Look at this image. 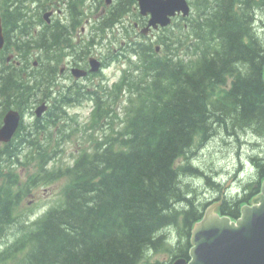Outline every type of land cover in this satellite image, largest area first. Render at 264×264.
I'll return each instance as SVG.
<instances>
[{
    "label": "trees",
    "instance_id": "1",
    "mask_svg": "<svg viewBox=\"0 0 264 264\" xmlns=\"http://www.w3.org/2000/svg\"><path fill=\"white\" fill-rule=\"evenodd\" d=\"M27 1L4 0L6 47L14 45L25 62L35 48L41 63L48 53L57 62L59 51L72 45L71 34L83 23L81 0H64L69 22L37 32L42 18L33 21L23 11ZM136 3L118 0L99 29L120 22ZM193 4L187 40L163 39L167 57L154 54L151 45L139 44L137 68L144 75L129 83L124 125L118 128L108 121L111 131L102 139L95 137V151L83 154L73 168L58 172L46 168L47 134L58 126V113L37 119L31 127L22 123L13 140L0 147V240L16 234L0 251V264H171L150 261L148 254L162 249L174 258L190 257L191 230L207 203L201 201L203 180L218 190L226 180L221 175V184L190 163L194 145L212 140L243 145L264 139V0ZM184 45L187 61L177 56ZM3 62L0 124L10 106L24 111L41 100L51 80V73L41 68L25 75L22 66ZM95 99L96 105H104L99 93ZM253 145V150L264 152V142ZM27 148L26 159L35 162L22 179L15 164L21 163ZM260 153L250 157L257 180L245 186L254 193L264 178ZM183 156L187 163L177 165ZM63 172L71 182L62 202L34 220H20L19 208L32 189ZM254 193L224 200L221 211L238 217L240 202ZM15 226L18 230L13 231ZM175 238V244L168 245Z\"/></svg>",
    "mask_w": 264,
    "mask_h": 264
},
{
    "label": "rangeland",
    "instance_id": "2",
    "mask_svg": "<svg viewBox=\"0 0 264 264\" xmlns=\"http://www.w3.org/2000/svg\"><path fill=\"white\" fill-rule=\"evenodd\" d=\"M88 2V0H87ZM95 6V4H94ZM102 5L99 6L97 9L98 15L101 13ZM40 9V8H39ZM38 11V8L35 9V12ZM138 11V10H137ZM64 14L60 13L59 16H63ZM97 14L90 16V21H93L96 18ZM57 17V15L55 16ZM138 17V14L135 9L131 10L126 16L123 21V23L117 24L114 28H106V38L104 39L102 44H96L94 47L91 48V53L88 54L86 57L89 58V56H97L101 60H105L108 62L106 67L103 68V73H100L99 75L93 76L88 79H81L80 82H82L83 85L96 88V86L99 85H108L107 87H111L114 82L119 81L123 74L125 73V70H129L130 68L134 69V63H136L138 56H133L131 53L127 52L125 45L122 44V41H130L132 38H136L137 40H143V41H149L148 38H143L142 33L137 29L136 31L132 32L134 29L133 23L136 21V18ZM85 23L84 27L85 29L82 30L81 34L75 33L76 39L85 40L87 39V36L90 32V24ZM180 22L186 23V21L180 20ZM128 29L132 32L129 35H126V29ZM176 29V26L174 27ZM184 32V31H183ZM176 33L181 35L182 32L179 29H176ZM166 34H169L168 32H155V36L152 37L153 39L158 38L159 36H164ZM151 38V39H152ZM126 43V42H125ZM134 45V44H132ZM111 50L116 52L117 59L112 58ZM125 52V55L122 53ZM36 56V55H35ZM135 61H133V59ZM86 58V59H88ZM73 59L72 55L66 56V58L62 61V64H67L69 61ZM191 59V58H190ZM61 80L67 84H70L72 82V79L68 77V75H64L61 77ZM98 85V86H99ZM92 89V88H90ZM126 91V90H124ZM123 93V92H121ZM121 93L119 94L118 98L119 100H122V107H119V104L116 106L115 103H113L114 96L109 95V103H112L113 105V111H111L110 108H108L110 113L109 119H112L115 117V115L119 116L123 113L124 108L127 106V101L123 99L121 96ZM93 101L92 100H84L81 103L74 104L72 106L67 107L68 113L71 116H74L80 121V124L84 126L87 124L90 120L92 109H93ZM117 107V108H116ZM122 108V109H121ZM118 111L119 113H117ZM67 115L64 113L61 114V120L68 121L69 123L72 122L71 118H65ZM36 116L35 114H32L31 112L27 113L25 115V121L27 123H32L35 120ZM117 122L118 119L114 118ZM122 120V119H121ZM58 123V127L51 128L52 130H55L53 132L54 138L62 136L60 134V131L58 130L62 124L60 123L59 119L56 120ZM116 122V123H117ZM68 132H70V125L67 126L65 124ZM103 130H96V131H75L72 132V135L65 136V138L62 141V149L57 153L56 156H54L53 160L49 163V166H54L53 163H56V165H61L62 163L64 165H67L68 163L73 164L74 159L76 156L79 155L81 151H83L84 147H91V142L89 140V134L91 132L97 134L101 133ZM228 141V140H227ZM226 140L222 141H216L212 140L211 142H207L205 144L199 145L196 143L194 145L193 150L195 153L190 158V163L193 166L199 167V169L205 174L209 175L213 180L223 183V178L221 175H223L225 180L224 185L222 184V187L220 190L217 188H214L213 186L207 184V181L203 180V185L201 186L200 191L204 192L203 196H201V201L203 203L208 202L213 197H219L218 203L220 204L227 198H233L237 197L239 193L243 194L244 190V184L249 181V179H254L255 174V167L250 159L251 155L259 154L260 152L258 150H253V143H262L264 142V139H255L249 142H245V144L240 145L238 142L235 144L232 142H227ZM54 144H56L54 142ZM0 146H2L0 144ZM28 149L25 150V152L28 153ZM262 156H264V152L260 153ZM22 161H25L24 163H17L16 164V172L21 176V178L25 179L28 176V173L33 170V164L35 160H26V158L22 159ZM187 160L185 158H181L178 161L179 165L186 164ZM215 174L218 177L214 178V175L211 176V174ZM195 175H200V178L202 174L199 173H193ZM199 179V178H198ZM67 179L66 178H60L53 183L50 184H40L37 187H34L32 189V192L28 194L23 204L19 208V219L20 220H27L34 219L42 215L47 209L50 207L57 205L59 202L62 201L63 198V190L66 185ZM205 187H209V190H206ZM222 205V203H221ZM13 231L18 230V226H15ZM15 235L13 232L6 235L3 239L0 240V251L3 250L7 245L12 243L15 240ZM148 257L150 261H155L156 259L160 260H166L169 261L171 259V255H169L165 251H151L148 254Z\"/></svg>",
    "mask_w": 264,
    "mask_h": 264
},
{
    "label": "water",
    "instance_id": "3",
    "mask_svg": "<svg viewBox=\"0 0 264 264\" xmlns=\"http://www.w3.org/2000/svg\"><path fill=\"white\" fill-rule=\"evenodd\" d=\"M141 12L151 14L149 26L168 25L172 15L183 11L189 13L187 0H139ZM48 16V14H47ZM149 27L143 31L147 32ZM0 17V48L4 46ZM95 70L99 62L92 58ZM77 76L84 71L74 69ZM46 109L43 104L37 109L38 115ZM20 123V113L10 110L0 127V141H9ZM219 197H213L204 209L218 204ZM253 205H245L242 215L236 221L230 216H220L210 207L203 219L197 222L192 230L191 259H177L173 264H264V182L261 192L253 199ZM217 208V207H216ZM215 208V209H216Z\"/></svg>",
    "mask_w": 264,
    "mask_h": 264
},
{
    "label": "flooded vegetation",
    "instance_id": "4",
    "mask_svg": "<svg viewBox=\"0 0 264 264\" xmlns=\"http://www.w3.org/2000/svg\"><path fill=\"white\" fill-rule=\"evenodd\" d=\"M69 67H67L66 68V70L64 71V73H65V75L66 74H70L71 72H70V68H71V66H73V65H71V63H69V65H68ZM86 68H89V66L87 65V66H85Z\"/></svg>",
    "mask_w": 264,
    "mask_h": 264
}]
</instances>
